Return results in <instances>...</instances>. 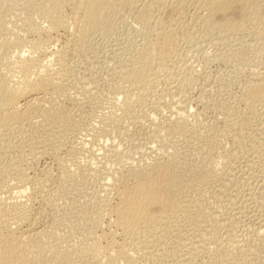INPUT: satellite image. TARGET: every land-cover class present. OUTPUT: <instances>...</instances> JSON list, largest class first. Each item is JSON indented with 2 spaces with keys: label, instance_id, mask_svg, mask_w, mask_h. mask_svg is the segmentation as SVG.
<instances>
[{
  "label": "bare ground",
  "instance_id": "bare-ground-1",
  "mask_svg": "<svg viewBox=\"0 0 264 264\" xmlns=\"http://www.w3.org/2000/svg\"><path fill=\"white\" fill-rule=\"evenodd\" d=\"M138 1L140 0H13L9 2V9L0 8V264H136L140 254L149 251V245L143 243L142 246L146 248L143 250L137 245L138 241H133L135 230L141 228L145 231L143 227H151L161 216L190 213L199 204L208 206L209 211L205 218L195 222L197 228H187L192 235L183 241L185 248L182 246L184 249H179V252L182 251L180 257H173L178 251L172 254L174 248L171 246L157 247L153 250L156 253H151L160 258L158 264H195L197 261L193 259L194 252L193 255L191 253L195 248L206 254L205 259L198 264H264V167H260L261 175L258 174L261 178L258 176V181L254 179L252 182L251 178L257 175L252 171L251 177L249 175L252 173L249 171L257 164L255 161H246L248 163L245 164L244 171L246 170L247 176L242 173L243 176L238 177L233 171L235 164L229 154L228 142L238 141L237 133L242 125L236 114L235 103L231 104L229 100L224 102L226 105L221 109V126L200 118L196 113H193V119L190 118L192 114H189L186 105L180 100L175 102L178 104L176 106L166 104L170 112L167 119L170 121L171 132L179 125L184 127L190 123L203 139L196 148V163L174 158V153H183L176 142L161 141L160 148L154 145L156 150L160 149L155 152L165 153L166 159L160 160L161 154L158 155H161L160 158L155 159L156 155L149 152L151 157H155L150 160L149 153L148 158H144L141 153L144 163L140 165L132 162V165L130 162L133 167L126 169L127 160L123 156L124 160L120 158L124 148L120 149V143L114 141L125 127L131 123L135 125L141 117L148 116L146 118L150 120V125H147L156 132L162 133L168 127H165L164 121L153 118V112L149 114L146 110L150 93L153 94L160 78L165 74L168 78L171 77L170 71L167 73L168 64L156 61L152 39L156 34L170 36V32L165 29L167 19L163 16L168 10L179 9L187 0H146L143 3V8L158 14L155 27L149 28L147 33L142 32V43L136 46L135 52H129L126 62L121 59L111 61L108 58L104 66L101 61L95 66L91 63L93 66L90 69L93 70L85 69L86 72L81 73L71 64L74 63L72 52L75 53L72 49L77 53L81 52L87 40L95 32L102 30L106 17L118 13L123 5L134 7ZM247 3L251 6L260 5L262 21L253 27V36L261 38L259 49L264 55V0H203V15H196L204 18L206 12L207 16L213 18V25L203 28L202 35L205 38H202L206 40L201 39L197 45L201 47L208 41V46L218 47L220 38L213 36V32L221 33L224 28L232 30L234 26L252 20L253 14L246 16L251 11V6ZM67 4L71 6V12L68 13L64 10ZM17 11L22 13L21 17ZM238 16L239 19L236 20ZM39 19L46 21V31L68 32L66 44L59 49H50L49 37L41 35L45 24L42 27L38 23ZM170 21H175V18ZM14 23H20L23 31L34 37L15 34L12 27ZM209 50L213 51L211 48ZM218 50L219 47L213 57L208 59L207 66L212 60L222 58L216 54ZM102 67L107 69L103 78L104 85H108L112 94L114 93V97L111 94L113 98L109 97V100L106 92L104 98L107 100L98 98L104 93L105 87L103 84L99 85L94 73H91L104 70ZM260 73V76L251 81L253 84L248 85L247 91L264 90V71ZM114 78L115 82L107 83ZM172 83L167 79L161 96L173 97L174 87H170ZM183 85L189 84H183L179 78L176 90H181L179 87ZM100 86V90H103L99 95L94 88ZM70 87L74 88V93L79 94L83 103L91 109L89 121L85 118L86 111L85 108L82 110L79 98L81 102H77L78 107L72 102V107H76H68L62 114V128L52 130L55 123L60 122L52 111H57L58 101L72 99ZM159 103L160 100L158 103L153 102L154 110L161 108ZM44 113L46 116H41ZM90 123L92 127L87 128L86 124ZM139 125L143 126L142 123ZM83 129L89 136L86 137L88 139L77 137L76 132ZM49 130L53 132L49 133ZM34 136L36 139L31 140ZM110 139L115 144L111 147L107 145L106 149V142ZM47 150L52 152L56 171L46 165L37 173L33 163ZM101 150H109L110 154L118 156L116 161L118 159L119 163L116 167L111 164L110 170L103 169L107 162L104 159V166L97 167L99 163L93 165L94 156ZM148 154L146 152L145 155ZM181 166L187 167L183 170ZM88 186L94 187L89 210L85 208L87 206L83 207L86 201L79 205L74 197L76 189ZM209 186L213 189L209 190ZM219 195H224L226 201H234L233 205H227ZM34 200L40 201L39 205L43 203L45 207L53 209L54 215H51L50 222L41 223L39 220L38 213L43 209L46 211L44 205L42 210L41 207L38 208L41 211L35 210L38 216L32 212L30 205ZM60 200L63 201L59 204ZM77 210L80 214L79 222L88 217V211L92 212V226L83 231L76 228L78 225L73 223L72 218ZM104 218H108L109 225H106L109 229L98 234L96 231ZM118 236H121V241L117 240ZM135 248H140L141 253Z\"/></svg>",
  "mask_w": 264,
  "mask_h": 264
},
{
  "label": "rangeland",
  "instance_id": "rangeland-1",
  "mask_svg": "<svg viewBox=\"0 0 264 264\" xmlns=\"http://www.w3.org/2000/svg\"><path fill=\"white\" fill-rule=\"evenodd\" d=\"M0 1H2L0 3V8L7 10L9 9V4L13 0L12 1L11 0H0ZM145 1L146 0L138 1V3H135L136 5H134V7H128L127 5L121 6L118 13L110 15L105 18L102 30L95 32L91 36V38L87 40V43H85L84 47L81 49V52L79 51L77 53L76 50L72 49V51H75V53L71 51L73 53V55L72 53L71 55L74 56V57L71 56V58H72V62H74L75 64L74 63H71V64L73 65L74 68L77 67L75 68V70L77 69L76 70L77 72L80 71L81 73L82 71H85V69L86 71H92L93 68L92 70L90 68L93 65L95 66L97 63H99V61L104 63L108 60V58L111 61L115 59L116 61L121 59L126 62V60H128L126 56H129L128 55L129 52L131 51L135 52L136 46L142 43V38H143L141 35L142 32L147 33L149 31V28H152V26H154L155 21H156V16L158 15L156 12H152V11L150 12L149 10H146L145 8H143L144 6L143 3ZM248 5L251 6L250 4ZM68 6L69 5L67 4V6L64 7V10L66 13H68L69 11L71 12V6L69 7ZM259 6L260 5L254 4L250 7L251 11L248 14H246V16L253 14V19L247 20L245 24L236 25L234 26L232 30H230L229 28L228 29L224 28V30L221 33L213 32L214 33L213 36L217 35L220 38V43L218 46L219 50L216 54L222 58L214 59V61L212 60V62H209L210 63L209 66H207L208 64L207 61L210 57H213L212 55L218 49V47L212 46L213 47L212 48L210 45L208 46L207 45L208 41H205V43L201 45V47L197 45V42H199L201 39L206 40L202 38L204 37L202 35L203 28L205 26L213 25V18L210 17L209 15L207 16L206 12H204L205 14L204 18L202 16H201L202 18L198 17L199 15H201V13L203 15V11L205 10L204 5H203V0H187L185 4L181 6L179 9L168 10L166 15L163 16L164 19H167L165 21V29H167L166 31L170 32V36L163 37L162 35L156 34V36H153L152 42L154 45L156 61L157 62L165 61L166 65L168 64L167 65L168 67L166 66L167 71H168L167 73H169L170 71L171 77L168 78V75L166 74L165 76L161 75L162 77L160 78V80L158 79L160 81V82L158 81L159 84H157L154 88L155 89L154 90L155 93L153 92L154 96H151L153 94L150 93V96H149L150 102L148 101V104H147L148 107L146 106L148 109L146 108V110H148L149 114L153 112V116H154L153 118H155L156 120L160 119L161 121H164L166 125L165 127L167 126L168 127L166 129L164 128V130L161 131L162 133L156 132L152 129L153 127L149 126L150 124L148 122L150 120L147 119L148 116H145V117H141V119L139 120V121L144 120L143 122L136 121L138 123L135 122V125L131 123L127 127H125L124 128L125 130L128 129L126 130L127 132L125 130L123 131V128H122L121 131H123L122 133L123 135L120 134L119 136H124V137L119 138V136H117L115 137L116 139L114 138V141L115 143H118V142L120 143V144L118 143L119 145L122 146L120 149L124 148L122 150L120 158L121 159L124 158L127 160L128 163L126 162V169H128V167L129 169L133 167V166L131 167L130 165L132 164V162L133 164L138 163L142 165L144 163L143 160H145L142 158L144 156L148 158L149 154L152 152L154 153V155H156L155 156L156 158L151 157L152 155L150 154V157H151L149 158L150 160L152 158H153L152 160H154V158L155 159L160 158L161 155H162V158H160V160L166 159L167 155L165 153L155 152V150L157 149L156 147H159V145L161 144V141H164V142H174L175 141L176 142V145L178 146L179 149H181L183 153L182 154H178V152L174 153V158L178 159L179 161L191 160L192 163H196V160H197V157H196L197 154L195 153L196 148L199 147L197 145L203 142V139L197 135V130L193 127V125L191 126L190 123L185 124L186 126L184 127H182V125H179L176 127L174 131L171 132V130L169 129L170 121L167 119V117H169L168 114L170 112L168 111L167 109L168 106L166 104L168 105L171 104V105L176 106L178 104H175V102L177 103L180 101L184 102V104L186 105L187 111L189 112V114L190 113L192 114L190 115V118L193 119V116H195L193 115V113L194 114L196 113L197 115L199 114L200 118H203L205 120L207 119L216 126L217 125L221 126L222 125L221 124L222 123L221 109L226 105L224 102L229 100L231 104L235 103L236 114L239 117V122L242 123V125L240 126L241 129L239 133H237L238 141L233 140L231 142H228L229 154L232 157V162L235 164V168L233 169V171L236 173V176L238 177L243 176L244 174H245L244 176H247L246 170L244 171V169H246L245 164L248 162H252L253 160V162L255 161V163L257 164L251 168L249 172L252 173V175H249V176L252 177L253 172H254V175H257V176H253L251 178V182L254 179L258 181V178H261L260 176L261 172L259 171L264 167V90L261 92L259 91L251 92L249 90L247 91L248 85L253 84V82L251 81L255 77L260 76L261 74L260 72L264 71L263 70L264 55L261 54L260 49H259L261 38L257 36L256 37L253 36L254 34L253 27L256 26L257 23L262 21L260 17L261 9ZM17 12L19 13L20 11H17ZM197 13L199 15H196ZM20 14L22 15V13L21 12L19 13V17H21ZM16 17H17L16 19L19 18L18 15ZM172 18H175V21H170V19ZM16 19L14 18V20ZM238 19H239V16L236 17V20ZM42 21L43 20L39 19L38 23L40 22L41 24L40 23L39 24L42 25L43 27L46 21L44 20L43 24H42ZM17 24H19L18 25L19 27L16 26ZM17 24L14 23L12 26L13 32L15 34H18L19 36L22 35L21 37H27V38L34 37L33 34L30 33L31 34L30 35L28 32H24L23 28L20 27V23H17ZM46 25L47 24H45V26L43 27V30H42L43 32H41V35L44 36L45 38L48 36L49 37L48 39L51 40V41L49 40L51 44L50 49H59L62 46H64L69 38L68 32H64L62 30H59L57 32L55 31L49 32V31H46V28H47ZM154 32L155 31L153 30L152 33ZM240 35L242 37H240ZM206 38H208V36ZM193 42L195 44H193ZM209 48L213 49V51L212 50L210 51ZM205 51H206V54H204ZM207 52L210 53V55ZM204 55L207 57H205ZM105 64L106 63H104L102 66H104ZM104 68L102 67V69ZM106 71L107 69L100 70V71L96 70L95 72H91V73L92 74L94 73L93 75L96 81L99 82V85L101 84L102 86L103 84V86L105 87L104 90L101 89L104 92L102 94L105 96L101 94V96L98 98L99 99L103 98L105 100H107L106 98H108L109 100L110 98L114 97V93L112 94V90L110 91L111 88H109L108 85H104L105 83H104L103 78H105L104 74L106 73ZM179 78L183 84L187 83L189 85H183L179 87L181 90L179 89L176 90L177 80H179ZM117 79L119 81V78H116V81ZM167 79L169 82H173L172 84L176 85V86L172 84L170 85L171 88L172 87L175 88V89L172 88V91H174L175 93V96L173 95L174 93L172 94L174 98L171 96L170 97L168 96V98L161 96L162 89L166 85ZM111 81L115 82V78L113 80H109V82L107 83L112 84ZM101 86L94 88L95 91L96 90L98 91L96 92L99 95H100L99 92H101L100 88H102ZM70 88L71 89L69 90L71 91V93L73 92L72 93L73 95L71 94L72 95V99L70 100L71 102L69 100H63L62 102L58 101L59 105L57 104V111L56 110L52 111V114L57 115V117L60 120L59 123H55V128L53 127L51 128L52 130H59L60 128H62L63 123H64L62 114L64 113V111L68 110V107H70V109L72 108L74 109V107L76 106L78 107L79 106L78 103L80 104V102L82 101L80 95L79 94L77 95L76 93H74V88L72 87ZM208 89L212 91H209ZM105 92L107 95H109L108 97H106ZM111 94L113 97L110 96ZM79 98L81 101L79 100ZM200 98H201V101H199ZM159 100L161 103V104L159 103L161 108L158 110L159 111L158 112L153 109L152 104L153 102L158 103ZM72 102L75 103V105L76 104L77 105L76 106L74 105L72 107L71 105ZM81 103L82 104L80 105H82L83 108L81 106L80 108H82V110L84 108L86 109V110L84 109V111H86L85 118L86 120L89 121V117H90L89 112H91L89 110L91 109H89V107H87V105L83 103V101ZM41 116L45 117L46 114L44 113ZM167 120L169 121V123ZM193 121L194 120H192L191 122ZM139 123L140 124L142 123L143 126H140ZM86 126L87 128L92 127L91 123L86 124ZM52 130H49V133H52L53 132ZM74 130H76V128ZM79 131L82 134L80 132L75 131L77 133V137L79 138L81 137L82 139L89 137L86 135V132L84 129L79 130ZM159 133L161 136L159 135ZM163 136L164 138H162ZM169 138L172 141L167 140ZM30 139L35 140L36 137L34 136ZM114 141L113 139L107 140L106 149L108 147H111ZM87 147H90V146L88 145ZM152 147H153V150L151 149ZM138 150L141 152H139ZM47 151L46 153H44V155L41 156V158L38 161H35L36 163L35 162L33 163L35 172L39 173L41 169L44 168L46 165L51 166L54 172L56 171V165L52 159V152L50 153L51 150H47ZM108 151H104V152L102 150L99 151L96 157L94 156V161L92 160L93 165H96L97 163H99V166L98 164L96 166L101 167V166H104V164L106 163L105 168H103L105 170L106 169L110 170L111 164L116 167V165L119 163L118 159H117L118 162L116 161V157L118 158V156L116 155L114 156V153L110 154L111 152L110 151L108 152ZM143 151L145 154L146 152L147 154L149 152L150 153L148 155H145ZM156 151H160V149ZM105 152L107 153L104 154ZM141 153L143 157H141L142 156ZM45 154H47V156H45ZM159 154L161 155L158 156ZM103 159L107 162H105ZM114 159L116 162L114 161ZM100 162H103V163H100ZM107 163L110 164V166H107L108 165ZM186 167L187 166H184V167L181 166L180 168L185 170ZM260 167L262 168L260 169ZM89 187L91 186H88L87 188H84V189L80 188V190L76 189L77 192L74 191L75 192L74 197L77 199V203L79 204L82 202L83 204V202L86 201L85 204H83V207L87 206L85 207L87 208V210L91 209L90 204L92 201L90 202V200L92 197L91 194L94 191V187H91V188ZM208 189L212 190L213 187L209 186ZM231 189H233V187ZM219 197L220 199H223L225 203H227V205L229 206L233 205L232 203L234 201H231V200L226 201V199H224V195L222 196L219 195ZM62 201L63 200H60L58 203L60 204L62 203ZM38 203L40 204V201L37 200L36 202L34 200L31 202V205H30L31 206L30 208H32L31 210L32 212H34L35 215H37L38 213V212H35V210L37 209V211H41L44 205L43 203H41V205H39ZM40 207H41V210H38V208L40 209ZM45 209H46L45 211L46 213L44 212V209H43V211H41L42 213L41 212L38 213V215L40 214L42 216L37 215L38 217H40L39 220L42 221L41 223H44L45 221L46 223L50 222V220L52 219V216L54 215L53 214L54 211L52 208L50 209L46 206ZM208 211H209L208 206L206 205L203 206L199 204L197 206H194L190 210V213L189 212H179L171 217L161 216L160 220L155 221L154 222L155 224H153L151 227H145V228L143 227L142 229L145 231H142L141 228L138 230H135L134 232L135 234L132 237L133 241L134 242L138 241L137 245H139L143 250H146V248L142 246L143 243H146L149 245L147 248V250L149 251H146V252L144 251L142 253H141L140 248H135V250L138 253H141L140 254L141 257H138L136 259L137 260L136 264H151V263L155 264L156 262L158 264L160 258L158 257V255H155V254L152 255L151 253V251L155 250V248L157 247L170 248L171 246V248H174V252L172 254L174 253L176 254L178 251V254L176 256L175 255L173 256L174 258H177L179 254L182 253V251L179 252V249L181 248L183 250L185 248V245H183V241L188 240L189 237H191L192 235L190 234L191 233L190 230H188L187 228H189L190 226H194L195 228H197L198 226L197 224H195V222H197L201 218H205L207 216ZM76 212L77 213H75L74 217L72 218L73 223L78 225L76 226V228H80L79 230L83 231V230H86L88 227L92 226V218H91L92 212L88 211V214H87L88 217L82 220L81 222H79L80 221L79 210H77ZM107 219L108 218H104L102 220L101 227L97 229L96 231L98 234L100 231L101 233L102 231H105V230L107 231V228L109 227L107 226L109 225V223H107L109 222ZM104 225H106V227ZM177 232H180L182 235L176 234ZM196 237H198V235ZM120 239H121V236H118L117 240L119 241ZM182 246L184 248H182ZM196 250L199 251L200 253L197 252ZM193 252H194V255H193ZM153 253H156V252L153 251ZM191 253L193 255V259L197 261L195 262V264H198L200 260L205 259L206 257V254L205 253L202 254V251H200L199 248H195V250L193 249ZM148 256H150V258L153 259V261ZM171 257H168V258L166 257V258L169 259Z\"/></svg>",
  "mask_w": 264,
  "mask_h": 264
}]
</instances>
